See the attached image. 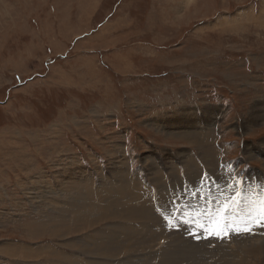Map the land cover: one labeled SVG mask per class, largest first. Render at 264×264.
I'll return each instance as SVG.
<instances>
[{
  "label": "rangeland",
  "instance_id": "obj_1",
  "mask_svg": "<svg viewBox=\"0 0 264 264\" xmlns=\"http://www.w3.org/2000/svg\"><path fill=\"white\" fill-rule=\"evenodd\" d=\"M263 100L264 0H0V264H264Z\"/></svg>",
  "mask_w": 264,
  "mask_h": 264
},
{
  "label": "bare ground",
  "instance_id": "obj_2",
  "mask_svg": "<svg viewBox=\"0 0 264 264\" xmlns=\"http://www.w3.org/2000/svg\"><path fill=\"white\" fill-rule=\"evenodd\" d=\"M258 101V100H257ZM264 101V100H263ZM262 101V102H263ZM261 109V107L260 106H257V107H255L252 111H251V113H250V121H252V122H254V123H257V122H259L262 118H263V114L264 113H261V111H262V109ZM217 116V115H216ZM261 122V121H260ZM211 123V122H210ZM250 123V122H249ZM248 125H250V124H248ZM253 125V124H252ZM192 126V125H191ZM255 126V125H254ZM261 144H263V142L261 143ZM259 149V148H258ZM152 177V176H151ZM118 178V177H117ZM120 178V177H119ZM126 181V180H125ZM77 185V184H76ZM78 186V185H77ZM150 196V195H149ZM159 196V195H158ZM157 196V197H158ZM160 196H162V195H160ZM165 197V196H164ZM164 197H163V199H164ZM132 198V200L133 201H136L138 198H139V194H137V198L134 196V197H131ZM166 198V197H165ZM85 199V198H84ZM163 199H161V197L159 198V201L157 200V204H159L160 203V206H158V207H161V208H165V207H167V206H165L166 205V201H163ZM146 200V199H145ZM150 200H151V198H150ZM105 201V200H104ZM148 201V200H147ZM195 202V201H194ZM156 203V202H155ZM137 208V210L138 211H133V209H132V211L131 212H135V213H139L138 214V216H144V217H148L149 219H157L158 218V216L153 212V209H149V207H148V205H147V203L146 202H141V203H139V205L136 207ZM125 209V208H124ZM162 210V209H161ZM162 211H164L163 212V214H165L166 216L167 215H171V212H170V210L168 209V210H162ZM157 212V211H156ZM220 212V211H219ZM165 216V217H166ZM172 216V215H171ZM128 217L130 218V219H133L135 216L134 215H132V214H130V215H128ZM138 218V217H137ZM147 218V219H148ZM143 219V218H142ZM172 219V218H171ZM168 220V219H167ZM170 220V219H169ZM152 221V220H151ZM156 222V221H155ZM170 222V221H169ZM144 223V222H143ZM149 223V222H148ZM158 223V222H157ZM168 223V222H167ZM173 223V222H172ZM151 224V223H150ZM156 224V223H155ZM169 224V223H168ZM128 225V224H127ZM134 225V224H133ZM141 225V224H140ZM149 225V224H148ZM163 225V224H162ZM161 225V226H162ZM132 226V225H131ZM144 226V225H143ZM160 226V225H159ZM163 226H165V225H163ZM135 227V226H134ZM158 227V226H157ZM166 227V226H165ZM172 227V226H171ZM144 228H146V227H144ZM160 229V228H159ZM161 230V229H160ZM163 230H164V228H163ZM140 231H142V229L140 230ZM165 231V230H164ZM148 232V231H147ZM156 232V231H155ZM131 233H133V231L131 232ZM159 233H160V231H159ZM149 234V233H148ZM168 234V233H167ZM155 235V234H154ZM169 235V234H168ZM242 235H243V233H242ZM149 236H150V234H149ZM151 237V236H150ZM134 238V237H133ZM152 239V238H151ZM169 242V241H168ZM255 242H257V241H253V243H255ZM230 243V242H229ZM139 244V243H138ZM142 244V243H141ZM242 243H240V245H241ZM226 245H228V244H226ZM232 245H235V244H232ZM239 245V243L238 244H236V246L237 247H234V249L236 248L237 250H239V251H242V249L244 248V247H241V246H238ZM109 246V245H108ZM174 246V245H173ZM204 246V245H203ZM169 247V246H168ZM171 247V246H170ZM177 249V248H176ZM235 249V250H236ZM179 250V249H178ZM153 251V250H152ZM163 251V250H162ZM175 251H177V250H175ZM196 251H199V253H198V255H197V257H193L192 258V261H191V264H221V262H220V258L218 259V257L217 256H215L214 257V259L209 263V259L207 260L206 258H202L201 259V257H200V255H202L204 252H203V250L200 248V250H198L197 248H196ZM195 251V252H196ZM156 252V251H155ZM167 252V251H166ZM200 252H202V254L200 253ZM219 252V251H218ZM169 254V253H168ZM223 254V253H222ZM171 255V254H170ZM170 255H168L169 257H170ZM211 255V254H210ZM215 255V254H214ZM218 255V254H217ZM149 256H151V255H149ZM147 257V256H146ZM206 257V256H205ZM221 257V256H220ZM213 258V257H212ZM152 259V258H151ZM149 260H150V257H149ZM211 260V259H210ZM179 260H177V262H178ZM181 261V260H180ZM177 262H176V264H177ZM190 262V261H189ZM189 262H187V264H189ZM97 263V262H96ZM126 263V262H125ZM164 264V263H163ZM185 264H186V260H185Z\"/></svg>",
  "mask_w": 264,
  "mask_h": 264
},
{
  "label": "snow or ice",
  "instance_id": "obj_3",
  "mask_svg": "<svg viewBox=\"0 0 264 264\" xmlns=\"http://www.w3.org/2000/svg\"><path fill=\"white\" fill-rule=\"evenodd\" d=\"M252 213H249V216H251ZM165 219H167V217H165ZM224 219L220 213L217 214V218L215 220H213L211 217L209 218V223L213 225L212 228H208L205 227L204 225H200L201 227H204L205 232H207L210 236L214 235L216 237H220L222 233L226 234L228 231H230L231 229L229 228L228 224H224L223 227L220 226L221 224V220ZM257 221H264V198H261L259 201V210H258V214L249 222L252 224H255ZM170 226H175V225H171L170 222ZM249 229L247 228V226H245L244 231H248ZM195 235V234H194Z\"/></svg>",
  "mask_w": 264,
  "mask_h": 264
}]
</instances>
